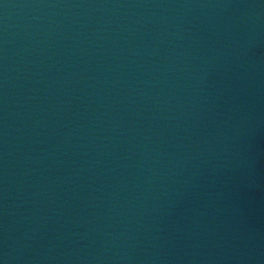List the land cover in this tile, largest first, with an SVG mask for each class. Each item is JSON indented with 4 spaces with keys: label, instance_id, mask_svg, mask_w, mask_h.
I'll return each instance as SVG.
<instances>
[{
    "label": "water",
    "instance_id": "95a60500",
    "mask_svg": "<svg viewBox=\"0 0 264 264\" xmlns=\"http://www.w3.org/2000/svg\"><path fill=\"white\" fill-rule=\"evenodd\" d=\"M0 264H264V0H0Z\"/></svg>",
    "mask_w": 264,
    "mask_h": 264
}]
</instances>
